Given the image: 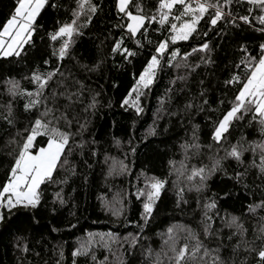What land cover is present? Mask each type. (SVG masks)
Instances as JSON below:
<instances>
[{
	"label": "trees",
	"instance_id": "16d2710c",
	"mask_svg": "<svg viewBox=\"0 0 264 264\" xmlns=\"http://www.w3.org/2000/svg\"><path fill=\"white\" fill-rule=\"evenodd\" d=\"M90 2L97 10L79 18L78 26H83L79 27V34L72 37L73 43L63 60L53 55V50L59 49L62 41L59 38L52 41L49 34L71 22L73 10L77 8L76 0H47L34 21V32L21 55L0 57V105L12 100L15 122L14 127L9 126L2 119L6 111L0 107V186L6 182L13 158L19 151L18 144L9 141L15 138L22 143L17 131L22 132L39 114L36 109L25 111L27 97L12 99L5 91L4 81L15 79L22 89L32 91L35 86L30 77L34 70L46 73L58 68L63 76L58 74L49 82L45 95L56 89L61 80L70 85L72 91L79 84L84 85L81 101L66 109L71 127L60 122L64 131L75 134L69 144L72 154L68 156L69 167L74 166L75 172L71 174L58 168L54 178L58 181L67 177V183L42 184L41 202L36 209L16 208L11 212L0 209L4 215V220L0 221V264H57L58 261L59 264H73V251L88 241L89 233H111L116 240L109 241L105 247L99 243L100 237L94 236L97 243L88 254L75 257V264H155L157 254L161 264H170L169 257L174 254L165 244L169 228L177 237V248L187 242L191 249L194 241L182 231L189 228L198 234L204 247L216 250L212 255H218L223 264H258L257 253L264 246V238H257L260 235L257 229L264 209H258L253 215L248 212V205L264 200V173L253 167V160L256 165L260 163L259 149L255 156L251 151L244 152L241 161L226 157L225 149H230L237 141L247 145L250 141L264 140V137L260 135L258 124L249 123L251 114L234 120L221 144L213 142L212 133L232 107L231 102L240 87L225 82L233 74L243 75L244 66L241 64L238 69L236 65L246 55L258 56V46L264 43V32L257 30L264 25L255 19L260 15L259 9L249 14L246 0H233L224 9L231 11L232 17L213 26L210 10L189 40L169 42L153 83L142 90L139 106L143 111L137 114L128 104L122 106L123 101L155 54L158 42L171 33L166 30L167 26L161 28L146 22L147 38L140 33L133 38L127 33V17L118 11L117 0ZM137 4L150 15L158 0H131L128 10L135 14ZM15 6L16 0H0V26L10 18ZM174 11L179 14L178 10ZM88 15H91L90 21ZM243 15H249L250 24L239 19ZM173 22L179 25L178 21ZM137 39L142 47L136 44ZM117 40L123 43L121 49L113 53ZM204 43L209 49L192 52ZM124 48L136 55L125 59ZM175 49L179 50V56L173 65L179 61L194 70L169 66L168 57ZM184 53H191L186 61L181 59ZM46 60L47 64L44 63ZM181 76L185 79L178 78ZM58 91L62 92L64 88L59 87ZM93 97L95 107H88ZM67 103L59 97L56 106L65 111ZM189 103L193 106L186 108ZM81 124L85 125L82 131ZM194 135L201 148L198 153L194 149L189 151L185 161L189 172L178 177L169 162H176L175 168H179V162L185 160L181 145L193 143ZM44 143L46 137H37L38 146ZM79 144L83 147H77ZM106 157L124 161L128 171L109 175L112 160L106 162ZM216 160L220 165L205 180L204 190H189L191 184H199V177L191 183L187 181L190 170L204 167L207 171ZM237 173L242 174L239 180ZM151 177L165 183L151 217L145 222L141 218L144 197L137 199V192L145 189L146 180ZM181 188L183 192H180ZM57 192H61L64 204L54 199ZM181 197L186 203L181 202L178 206ZM211 200H215L216 208L208 213L213 219L211 234L205 236L204 204ZM113 209L119 214L113 215ZM231 216L239 217L246 229L243 236L233 234L234 229L225 226ZM129 234L137 237L134 247L124 239ZM24 246H27V252L22 251ZM206 259L207 264H211V256ZM189 264L200 262L189 261Z\"/></svg>",
	"mask_w": 264,
	"mask_h": 264
},
{
	"label": "snow or ice",
	"instance_id": "6c2138e0",
	"mask_svg": "<svg viewBox=\"0 0 264 264\" xmlns=\"http://www.w3.org/2000/svg\"><path fill=\"white\" fill-rule=\"evenodd\" d=\"M131 0H117V9L120 13H123L127 17L126 30L131 37L135 38L138 33L147 38V24H158L161 28H165L171 34L165 40L159 41L155 47V54L151 56L144 70L140 73L139 79L136 84L133 85L132 91L129 93V97L133 93L136 94V99L132 100L131 104L135 107L137 114L143 111L139 106V98L143 94L141 88H148L153 83V78L155 76L156 70L159 68L161 63V58L166 53L169 47V42L175 44L177 41H187L189 38L197 32V25L205 17L206 14L212 10V15L210 16V24L215 26L218 21L226 18L232 17L231 11L225 12V8L233 3V0H158V5L154 12L150 15H146L143 12L140 4L136 5V13L133 14L132 11L128 10ZM239 2V0H238ZM47 0H16V6L14 12L0 26V57H10L21 55V50L24 45L30 42V38L34 32V21L40 14L41 9L45 6ZM77 8L73 10V19L70 23H65L58 28L54 33H50L49 37L52 41H57L58 38L62 41L59 49L53 50V55L57 56V59L63 60L69 53L71 44L73 43L72 37L79 34L78 20L82 15L87 13L94 14L97 10L94 4H91L90 0H76ZM249 5L247 11L251 14L254 9H259L260 15L255 17V19L264 25V0H246ZM87 5V7H86ZM178 6V8H177ZM174 10H178L179 14L176 15ZM187 18V19H185ZM87 19L91 20V15H88ZM239 19L245 24H250L249 15L240 16ZM178 21L179 25L176 22ZM232 22L235 23V18H232ZM143 30V31H142ZM258 31L264 32V28L257 29ZM207 35V33H205ZM138 46H143L140 40H135ZM151 43V41H148ZM123 41L117 40L115 46L112 48V52L116 53L121 49ZM259 53L257 55H246L242 57L240 64L236 67L239 69L240 65L244 66L243 75L233 74L231 79L226 81V84L240 85L238 92L231 102L232 107L230 110L223 115L212 133V140L216 144H221L226 138L225 133L231 123L234 120L243 119L245 115L251 114L252 119L249 121L251 124L255 122L259 126V132L262 137H264V43L259 44ZM209 49V45L204 43L199 49L193 48L192 52L204 51ZM247 52L246 48L242 49ZM126 53L125 59L128 57L135 56L136 53L123 49ZM191 53H184L181 58L186 61ZM179 56V50L175 49L171 51L168 57V62L170 67H175L177 69L184 67L194 70L192 66L187 63L181 64L179 61L173 65V61ZM207 62V61H205ZM45 64L48 63L46 60ZM199 65H196L198 67ZM63 76L57 68L54 71H49L46 73H41L39 69L32 72L30 77L31 83L35 86L32 91L27 89H22L20 82L15 79H8L4 81L5 91L12 98L15 99L17 96L27 97L24 104L25 111H31L36 109L39 114L33 122H30L23 131H17L16 135L22 140V143H18L15 138H12L10 144H18L19 151L14 156V163L10 167L8 172L6 182L0 186V209H7L11 212L16 208L23 209H36L41 202V185L45 183H67V177L56 180L54 178V172L58 168H62L64 171L74 174L75 168L69 167L70 161L68 156L72 154V149L69 147L70 140L72 139L74 133L70 131L61 130L59 127L60 122L64 121L66 125L71 127L72 121L68 120L66 115V109L71 106V104L80 102L83 94L84 85L79 84V87L75 90H71V86L65 84L63 80L57 82V88L53 89L49 95H45V90L49 87V82L57 75ZM179 79H185V77H178ZM25 79H29L25 77ZM79 83V82H77ZM59 87H63L64 91H58ZM59 97H63L67 104L64 105L65 111H61L58 108L57 100ZM51 101V106L49 105ZM95 97L92 98L91 103L88 107H95ZM207 103V101H205ZM129 104V98L126 97L123 101V105ZM193 105L191 103L185 105L186 108H191ZM4 108L6 114L2 119L9 125L14 127L15 122L13 119V107L12 100L6 105H0ZM42 107V111H40ZM87 110V109H85ZM240 114V115H238ZM85 125H80V130L84 129ZM37 137H46V143L42 146L36 144ZM198 138L193 136V143H185L181 145L184 151L185 160L179 162V168H175L176 162L170 161L169 163L173 165L178 177L184 176L186 172H189L185 161L189 158L188 153L190 150L194 149L197 153L199 152L201 145L195 141ZM119 144V141H116ZM77 147H83V144L77 145ZM211 147V146H209ZM257 149H259L260 163L255 164L253 160V167H257L261 173H264V140L261 141H250L247 145L237 141L236 144H232L230 149H225L226 157H231L237 161H241V157L244 152L251 151L253 156L257 154ZM135 149H133V152ZM95 154V153H93ZM11 155V154H10ZM106 162L108 159L112 160L109 165V175H119L124 174L128 171V166L122 160H116L115 158L106 157ZM220 165V161H214L211 169H206L204 167L196 168L193 167L190 170V174L186 176L187 181L190 183L195 177H199V184H191L189 190H195L196 192H201L206 187L205 180L213 171H215ZM242 177L241 173L236 174L237 180ZM164 181L157 179L156 177H151L146 180L145 189H140L137 192V199L144 197L143 202V212L141 213V218L147 222L151 217L153 212V207L156 199L160 195V190L164 187ZM183 192V189H180ZM55 200H58L60 204H64L65 201L61 195V192L55 193ZM119 203V201H116ZM186 201L178 200L179 203ZM216 208L215 200H211L204 204V220L207 223L204 224V234L208 236L211 234V222L212 216L208 213ZM258 209H264V200L259 203L248 205V212L255 215ZM113 215H118L119 211L113 209ZM4 220V215L0 212V221ZM260 224L257 229L260 235L257 236L258 239L264 238V216L259 218ZM226 227L234 229L233 234L244 235L246 229L243 224L239 222V217L231 216L230 219L226 220ZM71 227H75L72 225ZM56 229H53L55 231ZM182 231L187 232L188 237L194 241L191 249L189 250V244L186 242L182 247L177 248V237L173 235V229H168V239L165 240V244L169 245L170 251L174 254L169 257L170 264H189V261L199 260L200 264H207V259L211 256V264H223V261L218 255H212L216 250H209L204 247L202 241L199 239L198 234H196L192 229L184 228ZM98 235L100 237L99 243L107 247L109 241L115 242L116 238L111 233L107 234H92L89 233V239L86 243H82L80 248L73 251V264H75V257L79 255L88 254L90 248L97 241L94 240V236ZM107 237V239H106ZM126 242L129 243L130 247H134L138 242L137 237L129 234V236L124 238ZM250 251H256L255 249H249ZM22 251L27 252V246L22 248ZM151 250H149V254ZM202 253V254H201ZM167 255V253H165ZM61 259H63V253L60 254ZM258 264H264V246H261L257 253ZM93 259L95 257L93 256ZM59 264V261L57 262ZM155 264H161L159 259V254H157V260Z\"/></svg>",
	"mask_w": 264,
	"mask_h": 264
},
{
	"label": "rangeland",
	"instance_id": "374dc122",
	"mask_svg": "<svg viewBox=\"0 0 264 264\" xmlns=\"http://www.w3.org/2000/svg\"><path fill=\"white\" fill-rule=\"evenodd\" d=\"M145 67H146V66H145ZM143 70H144V69H143ZM138 79H139V77H138ZM138 79H137V80H138ZM143 89H144V88H141V92H142ZM131 91H132V89H131ZM127 97L129 98V104H128V105H129L130 107H132V108L135 109V107L132 106L131 102H132V100H135V99H136V94L133 93L132 96L129 97V95H128ZM138 103H139V101H138ZM59 127H60V125H59ZM60 128H61V127H60ZM64 129H65L64 127L61 128V130H64Z\"/></svg>",
	"mask_w": 264,
	"mask_h": 264
}]
</instances>
